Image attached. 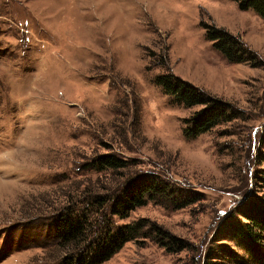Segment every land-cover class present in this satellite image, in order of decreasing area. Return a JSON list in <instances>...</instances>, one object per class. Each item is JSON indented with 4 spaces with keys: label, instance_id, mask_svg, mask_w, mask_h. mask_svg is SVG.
Here are the masks:
<instances>
[{
    "label": "rangeland",
    "instance_id": "1",
    "mask_svg": "<svg viewBox=\"0 0 264 264\" xmlns=\"http://www.w3.org/2000/svg\"><path fill=\"white\" fill-rule=\"evenodd\" d=\"M210 29L250 58L226 59ZM163 75L239 114L187 136L203 106L178 104ZM107 154L162 191L113 218L137 230L101 264H264V233L245 227L264 205V19L230 0H0V264L67 263L57 217L110 191L117 173L90 167Z\"/></svg>",
    "mask_w": 264,
    "mask_h": 264
},
{
    "label": "trees",
    "instance_id": "2",
    "mask_svg": "<svg viewBox=\"0 0 264 264\" xmlns=\"http://www.w3.org/2000/svg\"><path fill=\"white\" fill-rule=\"evenodd\" d=\"M230 1L237 3L240 10H252L264 19V0ZM208 37L216 42V49L229 61L242 63L247 60L243 43L227 32L210 29ZM258 64L262 66V63ZM156 84L178 104L185 107L203 106V109L196 112L188 121L189 127L185 129V134L189 137L195 138L206 134L220 125L232 122L239 114L229 103L212 97L178 77L163 75L156 80ZM90 167L99 174L107 171L116 172L118 177L111 182L112 185L109 187L112 188L104 193L105 195L90 194L87 190L81 194L86 197L83 196L80 202L77 201L60 210L56 221L59 239L57 245H60L63 252L67 250L66 264H101L114 256L127 242L134 239L132 233L137 230V226L128 225L115 232L112 228L113 218L123 220L128 218L135 209L147 204V198H152L153 192L162 191V182L155 175L131 171L129 161L115 154L101 156ZM86 201L88 206L85 204ZM252 213L253 215L245 217L249 221L245 227L251 238L257 242L264 233V205H255ZM91 219L92 222H96L95 225L90 222ZM93 230H96L99 236L96 234L91 240L88 235L92 234ZM178 243L173 241L174 245ZM187 248L182 247L181 250ZM76 253L81 257L79 258Z\"/></svg>",
    "mask_w": 264,
    "mask_h": 264
}]
</instances>
